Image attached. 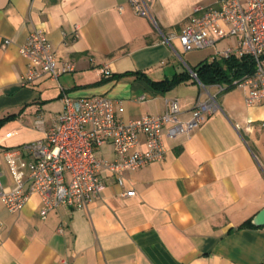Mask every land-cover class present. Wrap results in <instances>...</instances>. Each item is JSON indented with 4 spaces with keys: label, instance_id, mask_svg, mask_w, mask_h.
<instances>
[{
    "label": "crops",
    "instance_id": "crops-1",
    "mask_svg": "<svg viewBox=\"0 0 264 264\" xmlns=\"http://www.w3.org/2000/svg\"><path fill=\"white\" fill-rule=\"evenodd\" d=\"M219 1L152 0L151 21L128 0H0V118L14 114L0 126L3 186L11 183L4 151L40 138L63 93L104 95L121 104L124 120L163 114L173 99L182 120L199 101L216 104L189 134L164 137L163 160L121 172L120 183L101 170L105 187L86 208L58 207L41 219L38 194L15 212L0 200V264H264V226L239 227L264 208V104L246 105L244 87L219 91L190 75L237 39L191 51L161 42L195 5ZM34 29L73 70L24 86L28 61L19 46ZM185 71L190 78L165 91L123 75L158 81Z\"/></svg>",
    "mask_w": 264,
    "mask_h": 264
},
{
    "label": "built area",
    "instance_id": "built-area-1",
    "mask_svg": "<svg viewBox=\"0 0 264 264\" xmlns=\"http://www.w3.org/2000/svg\"><path fill=\"white\" fill-rule=\"evenodd\" d=\"M128 1L137 15L152 21V0ZM230 37L237 39L236 46L224 48L219 57L247 55L254 65L250 75L233 79L231 85L247 89L246 105L264 104V0H220L217 6L197 4L185 25L163 36L161 42L170 44L176 40L184 51H191ZM19 53L28 61L20 78L24 86L34 85L43 76L56 80L73 70L70 61L57 58L41 29L29 34L19 46ZM102 72L104 77L111 75L106 67ZM190 75L196 78L195 72L190 71ZM215 85L219 91L225 88ZM61 100L62 110L40 138L4 151L11 183L3 186L0 181V200L11 212L20 210L33 194L41 199V219L58 207L86 208L105 187L101 170L118 174L120 183L121 172L163 160L164 137L189 134L216 107L212 97L199 101L189 117L182 120L178 102L173 99L163 114L124 120L119 115L121 104L104 95L71 97L63 93ZM104 146L110 147L112 158L97 154ZM62 229L60 226L57 231Z\"/></svg>",
    "mask_w": 264,
    "mask_h": 264
},
{
    "label": "trees",
    "instance_id": "trees-1",
    "mask_svg": "<svg viewBox=\"0 0 264 264\" xmlns=\"http://www.w3.org/2000/svg\"><path fill=\"white\" fill-rule=\"evenodd\" d=\"M195 72L196 80L202 85L220 84L225 85L228 89L232 87L231 82L233 79H239L245 75H250L254 71V65L252 58L244 55L241 57L229 56L214 58L211 61H202L190 69ZM127 74H139L142 75L149 84L150 87L156 90L165 91L171 89L182 81L190 78L189 72H181L173 75L171 78H164L158 81H152L147 79L145 75L138 72H125ZM111 76V75H110ZM109 76V77H110ZM14 114L7 115L0 118V126L6 121L13 119ZM251 219L244 221L239 227L244 225H252Z\"/></svg>",
    "mask_w": 264,
    "mask_h": 264
},
{
    "label": "water",
    "instance_id": "water-1",
    "mask_svg": "<svg viewBox=\"0 0 264 264\" xmlns=\"http://www.w3.org/2000/svg\"><path fill=\"white\" fill-rule=\"evenodd\" d=\"M252 225L256 227L264 226V208L259 210L251 219Z\"/></svg>",
    "mask_w": 264,
    "mask_h": 264
},
{
    "label": "rangeland",
    "instance_id": "rangeland-1",
    "mask_svg": "<svg viewBox=\"0 0 264 264\" xmlns=\"http://www.w3.org/2000/svg\"><path fill=\"white\" fill-rule=\"evenodd\" d=\"M224 43H225V42H221L220 44H218V45H217V48H218V47H221V46H222V44H224ZM173 45H176V42H175V41H173ZM180 67H181V68H183V63H182V62L180 63ZM99 149H100V150H99V151H97V154H99V153H100V151H101V152H103V151H105V150H106V149H103V148H99Z\"/></svg>",
    "mask_w": 264,
    "mask_h": 264
}]
</instances>
